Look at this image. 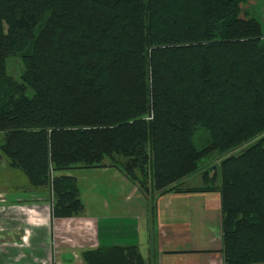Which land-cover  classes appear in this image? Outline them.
<instances>
[{
  "label": "trees",
  "instance_id": "obj_1",
  "mask_svg": "<svg viewBox=\"0 0 264 264\" xmlns=\"http://www.w3.org/2000/svg\"><path fill=\"white\" fill-rule=\"evenodd\" d=\"M247 1L0 0V156L50 189V217L83 212L57 173L111 167L150 196L151 229L152 194L216 193L222 263H264V16ZM80 260L149 264L132 246Z\"/></svg>",
  "mask_w": 264,
  "mask_h": 264
},
{
  "label": "crops",
  "instance_id": "obj_2",
  "mask_svg": "<svg viewBox=\"0 0 264 264\" xmlns=\"http://www.w3.org/2000/svg\"><path fill=\"white\" fill-rule=\"evenodd\" d=\"M96 169L87 170L86 180L92 182V192L86 196L93 205L90 214L84 209L78 217L54 219L49 210H33L34 206L25 202V223L34 231H23L17 241L9 238L16 244L6 246L7 252H30L18 264H81V252L114 246L135 247L149 264H222L216 193H166L156 197L151 229L146 221L147 198L137 187L115 168ZM71 177L80 199V186L76 177ZM100 189L107 190V197L103 198ZM30 194L36 193L24 195ZM135 197L140 200L132 203ZM112 198L118 200L113 204L106 201ZM6 261L0 259V264Z\"/></svg>",
  "mask_w": 264,
  "mask_h": 264
},
{
  "label": "rangeland",
  "instance_id": "obj_3",
  "mask_svg": "<svg viewBox=\"0 0 264 264\" xmlns=\"http://www.w3.org/2000/svg\"><path fill=\"white\" fill-rule=\"evenodd\" d=\"M248 5V6H247ZM248 7L249 16L255 17L259 20H262L264 16V4L260 0H255L252 2H246L243 5V8ZM264 28V27H263ZM5 71L6 75L10 77L12 80L18 81L19 75L22 71L20 60L16 57L8 58L5 62ZM197 132V131H196ZM198 134L194 136V139L196 140V137ZM196 143V141H195ZM107 162V161H106ZM213 163L216 164L215 161L208 159L201 161V165L205 164V168L209 169L208 167L210 164ZM203 168V167H202ZM205 168L201 169L204 170ZM94 168H72L66 171H62L57 173L58 175H66V176H75L77 183L80 186V200L81 204L83 206V210L85 209L88 214L93 212V205L92 202L86 199V196H89L92 192V189H89L91 186L90 181H87V170H92ZM97 168L96 170H98ZM75 171H78L77 173H73ZM183 188H195L199 187L201 185L199 174H194L190 177H186L183 180ZM217 183V182H216ZM100 189L99 192L104 197H107V190ZM35 192V195L26 196L25 193H33ZM113 192V191H112ZM140 193V192H139ZM141 194V193H140ZM155 194V193H154ZM142 195V194H141ZM138 196V195H137ZM145 196V195H142ZM155 196V198L153 197ZM147 198L146 200V221L147 223L150 220L149 215V199L150 196H145ZM154 200L156 199V195L152 196ZM143 198V197H142ZM51 193L50 189H41L32 191L26 184L25 178L23 175L13 169H9L7 167V161L4 157L0 156V259H7L6 264H18L21 263V261L25 258L24 255L29 254L30 252H7L6 246L14 245L12 242L13 240H9V238L13 237L16 240L17 237H20L23 233V231H28V233L31 231H34L33 228L30 229L29 225H26V212L24 204L25 202L31 203L34 207L31 209H50L51 206ZM118 198H112V199H106V201H110V204H113L112 201H117ZM140 200V197L132 198L131 202H138ZM156 202V201H155ZM26 203V204H29ZM26 211V212H25ZM33 212V211H31ZM50 214V210H49ZM32 216H37V212L31 213ZM52 218V217H51ZM57 219V218H54ZM155 224V223H154ZM156 227V225H155ZM10 243H12L10 245ZM16 244V243H15ZM76 259L77 257L74 256ZM222 262V259H221ZM76 264V262H74ZM77 264H80L79 261ZM223 264V263H222Z\"/></svg>",
  "mask_w": 264,
  "mask_h": 264
}]
</instances>
